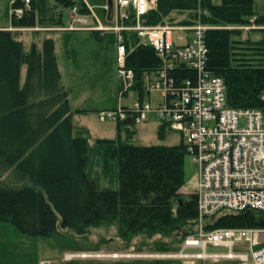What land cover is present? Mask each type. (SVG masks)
Masks as SVG:
<instances>
[{"label":"trees","instance_id":"16d2710c","mask_svg":"<svg viewBox=\"0 0 264 264\" xmlns=\"http://www.w3.org/2000/svg\"><path fill=\"white\" fill-rule=\"evenodd\" d=\"M48 2L13 0L12 27L20 30L0 29V168L13 179H0V221L30 237L65 242L69 233L84 236L109 222L117 224L123 241L138 235H175L183 241L195 234L197 194L184 197L179 192L189 157L182 140L173 146L133 144L136 122L129 111L125 119L115 120V139L90 142L86 131L73 126L70 88L62 83L55 39L42 32L65 26L73 7L80 15L89 9L82 0H53L52 7ZM16 9L23 10L19 18ZM173 13L185 14L181 23L198 20L211 27L204 33L206 68L223 79L228 105L264 114V34L257 41L242 40L241 30L226 28L249 25L252 19L264 25L253 0H158L146 23H171ZM34 28L40 29L28 30ZM39 36L43 40L38 46ZM137 43L133 35L126 39V63L134 72L133 90L141 99L147 93L150 102L144 75L155 74L161 63L150 46ZM170 74L176 84L196 77L184 67ZM165 129L161 124V131ZM123 130L125 138L120 136ZM95 158L108 168L92 172ZM226 228L264 229V211L222 210L203 219L205 231Z\"/></svg>","mask_w":264,"mask_h":264},{"label":"built area","instance_id":"2783aa9c","mask_svg":"<svg viewBox=\"0 0 264 264\" xmlns=\"http://www.w3.org/2000/svg\"><path fill=\"white\" fill-rule=\"evenodd\" d=\"M158 0H114L116 23L92 29L114 32L117 75L125 90L134 86V72L127 67L126 39L132 35L138 45L150 46L161 66L155 74H145V90L159 93L162 99L153 110L149 101L137 99L130 110L118 107L98 113L101 121L123 120L127 111L134 121L157 113L166 129L179 132L186 151L197 166L198 230L184 238L183 249L161 257L228 259L227 264H264V229H203V219L222 210L264 211V114L260 109L234 108L227 102L226 85L221 77L206 68L204 33L210 26L196 20L190 23H146ZM29 3V0H25ZM76 8H73V14ZM22 9L14 10L19 18ZM73 18V17H72ZM74 21L73 19H71ZM73 24L65 30H76ZM184 67L196 72L195 79L184 78L178 84L171 72ZM264 102V92L261 95ZM246 241L247 253L207 254V245L233 246ZM201 248L202 253H185ZM159 257V256H156Z\"/></svg>","mask_w":264,"mask_h":264},{"label":"rangeland","instance_id":"374dc122","mask_svg":"<svg viewBox=\"0 0 264 264\" xmlns=\"http://www.w3.org/2000/svg\"><path fill=\"white\" fill-rule=\"evenodd\" d=\"M11 0H0V25H8L11 23ZM90 6L97 12L103 20L107 14L102 9V4L107 5V0H86ZM254 10L258 15H264V0H253ZM50 7L54 6L53 0H49ZM102 9V10H100ZM84 14V15H88ZM171 16L174 21L185 19V14L173 13ZM69 17V16H68ZM67 20L74 18V15ZM73 17V18H72ZM74 20V19H73ZM253 20V19H252ZM76 22V20H74ZM166 23L167 20H165ZM249 25L234 27L241 30L240 38L242 40L250 39L252 41L259 40L264 34V25H255L254 21H250ZM66 23V22H65ZM71 24V22L69 23ZM68 23L63 27L66 28ZM94 27V26H93ZM92 28V27H89ZM53 30L54 28H50ZM56 29V27H55ZM86 31L73 34L67 42L60 35L54 32H45L43 37H56V56L59 70L62 76L63 84L70 88L69 105L72 114V124L77 128L86 131L89 141L93 142L97 138L115 139L119 136L117 122L115 120L100 121L98 118V110L111 109V107L120 105L128 108L133 107L135 100L140 98L138 90H128L127 94L120 95L119 87L121 80L117 75L116 62V42L113 32L102 34L101 40H97L90 31L92 29L85 28ZM88 30V31H87ZM31 31V30H30ZM60 32H70L62 30ZM74 32V31H72ZM54 33V34H53ZM263 33V34H262ZM42 36L37 38L38 46L42 42ZM29 44H25V48L29 50ZM71 49L74 56L71 55ZM70 54V55H69ZM264 57V55H262ZM26 76V66L21 70V82L23 83ZM145 99L147 93L144 94ZM149 98L146 100L148 101ZM162 99L159 93L151 92L150 102L154 110L158 102ZM132 142L135 145H163L173 146L181 142L182 136L179 132L172 129L161 131V122L156 112L150 111L145 121L137 122L134 126ZM126 131L120 132V136L125 138ZM109 164L103 165V160L95 158L92 162V172L106 170ZM111 170H113V166ZM185 183L180 189V193L187 197L194 194L197 184V166L188 157L185 165ZM0 179L5 182H13L11 172H3L0 168ZM176 203L173 204L174 211ZM1 222V221H0ZM6 223V222H1ZM8 224V223H7ZM5 225V224H4ZM10 232H15L16 236H11L0 227V241L3 240L7 244V248L0 246V255L5 258L6 264H41V258H46L47 263L44 264H221L218 260L195 259V258H178V257H149V255H157L160 253L176 254L183 249L184 240L181 236L163 237L160 235L152 238H145L143 235L132 236L128 240L123 241L120 238L118 227L115 222H109L100 227H93L89 233L84 236H76L71 233L67 234L69 241L65 242L59 239H45L39 237H30L20 233L10 225H5ZM198 225L196 230H198ZM22 236V237H21ZM21 238V239H20ZM21 240L28 242V248L25 250L18 249V253L22 255L17 257L15 262L8 261V252L12 250L13 244H19ZM42 240V241H41ZM52 240L50 243L62 246L59 251L49 247L45 241ZM13 242V243H12ZM33 242V243H32ZM36 242V243H34ZM31 244V245H30ZM33 244V245H32ZM19 248V247H18ZM25 250V251H22ZM69 250V251H68ZM232 251L234 253H247L250 256V246L246 241H241L228 248L226 246L207 245L205 252L207 253H226ZM201 248H188L185 253H202ZM6 253V254H5ZM82 255L90 257H82ZM98 255V257L96 256ZM116 255V257H115ZM50 261V262H49ZM3 264V263H2Z\"/></svg>","mask_w":264,"mask_h":264},{"label":"crops","instance_id":"0c3cea01","mask_svg":"<svg viewBox=\"0 0 264 264\" xmlns=\"http://www.w3.org/2000/svg\"><path fill=\"white\" fill-rule=\"evenodd\" d=\"M85 4H86V6H87V8L89 9V14L88 15H80V14H78V13H76L75 12V14H74V20H76V22H74L73 24L75 25V27L76 28H78V30H74V32H72V31H70V32H67V33H65V32H60V31H62V28H57L56 27V29L54 28L53 30H44L43 29V31H45V32H47V31H49V32H54V33H56L55 34V36L56 35H60V36H62L63 38H64V40L66 41V45H68V43L69 42H67V40L72 36L73 37V34H77V33H81V32H83V31H86V29L85 28H89V27H93V26H96L97 24L98 25H102V26H113L115 23H116V16H115V13H114V16H112V19H111V21H109V20H107V14H106V16H105V18L102 20L101 19V17H100V12H97V11H95L91 6H90V4L86 1V0H82ZM11 2V1H10ZM102 9H105L106 10V12H107V5H105V3L104 4H102ZM102 9H100V10H102ZM68 13H67V17L69 16V17H71V15H72V10H68L67 11ZM11 14V13H10ZM68 17V18H69ZM68 24H69V22H70V20L68 19ZM12 27V20H11V23L10 24H8V25H0V29H7V30H9L10 28ZM88 31V30H87ZM45 32H42L44 35H45ZM90 32H92V31H90ZM48 33V32H47ZM53 33V34H54ZM97 34L95 35V38L97 39V40H101V36H102V34L100 33V32H96ZM99 35V36H98ZM52 37V38H56V37ZM47 37H50V36H47ZM28 44V43H27ZM55 44H56V39H55ZM70 55V54H69ZM74 56V53H73V50L71 49V55L69 56V57H73ZM58 63V62H57ZM58 69H59V66H58ZM59 72H60V70H59ZM60 75H61V73H60ZM61 79H62V76H61ZM62 83H63V81H62ZM67 87V86H66ZM69 88V87H68ZM119 104V103H118ZM112 108H114V107H111V109ZM98 109H96V111H97ZM91 142V141H90ZM5 225H10V224H7V223H4ZM3 223H1L0 222V227L2 228V229H4V230H6L5 232L7 233L8 232V234L9 235H11V236H16V234H15V232H10L11 230H10V228L9 229H7V227L4 225ZM11 227H12V225H10ZM14 228V227H13ZM17 237V236H16ZM22 237V236H21ZM21 239V238H20ZM42 241V240H41ZM50 241H52V240H48V241H45V243L49 246V247H51L52 249L53 248H55L56 247V249H54V250H56V251H59V249L62 247V246H60V245H57V244H51L50 243ZM13 243V242H12ZM33 243V242H32ZM34 243H36V242H34ZM31 245V244H30ZM33 245V244H32ZM0 246L4 249H6L7 248V244L5 243V242H3V240L2 241H0ZM13 246V248H12V250H10L9 252H8V261L10 262V261H12V262H15L16 261V259H17V257H19V256H21L22 254L21 253H18V249L20 250L21 248H23V249H27L28 248V242H26V240H21L20 241V243L19 244H13L12 245ZM19 247V248H18ZM25 250H22V251H25ZM69 251V250H68ZM6 254V253H5ZM49 260V259H48ZM48 260L46 259V258H41V261H40V263L41 264H44V263H47L48 262ZM50 262V261H49ZM6 264L5 263V258H2L1 257V255H0V264Z\"/></svg>","mask_w":264,"mask_h":264},{"label":"water","instance_id":"95a60500","mask_svg":"<svg viewBox=\"0 0 264 264\" xmlns=\"http://www.w3.org/2000/svg\"><path fill=\"white\" fill-rule=\"evenodd\" d=\"M113 10H114L113 0H107V20L109 21H111L112 19Z\"/></svg>","mask_w":264,"mask_h":264},{"label":"bare ground","instance_id":"6f19581e","mask_svg":"<svg viewBox=\"0 0 264 264\" xmlns=\"http://www.w3.org/2000/svg\"><path fill=\"white\" fill-rule=\"evenodd\" d=\"M82 257H90V256H86V255H85V256H82Z\"/></svg>","mask_w":264,"mask_h":264}]
</instances>
